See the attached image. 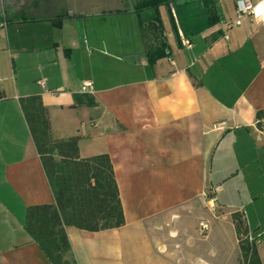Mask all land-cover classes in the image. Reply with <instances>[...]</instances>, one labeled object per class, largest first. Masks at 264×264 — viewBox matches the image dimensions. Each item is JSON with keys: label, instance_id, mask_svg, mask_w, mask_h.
<instances>
[{"label": "crops", "instance_id": "1", "mask_svg": "<svg viewBox=\"0 0 264 264\" xmlns=\"http://www.w3.org/2000/svg\"><path fill=\"white\" fill-rule=\"evenodd\" d=\"M249 1L238 18L235 0H0V264H50L24 230L54 202L32 95L55 139L112 164L125 224L67 227L76 264H236V212L264 264V0Z\"/></svg>", "mask_w": 264, "mask_h": 264}, {"label": "trees", "instance_id": "2", "mask_svg": "<svg viewBox=\"0 0 264 264\" xmlns=\"http://www.w3.org/2000/svg\"><path fill=\"white\" fill-rule=\"evenodd\" d=\"M147 53L150 62L165 55L161 48L149 46ZM19 106L54 201L28 207L24 230L50 264H76L67 227L99 232L125 224L112 164L107 155L81 158L78 137L55 139L40 96L21 98ZM256 118L261 128L264 112H257ZM231 220L238 245L236 264H262L256 244L259 238L250 235L244 214L233 213Z\"/></svg>", "mask_w": 264, "mask_h": 264}, {"label": "built area", "instance_id": "3", "mask_svg": "<svg viewBox=\"0 0 264 264\" xmlns=\"http://www.w3.org/2000/svg\"><path fill=\"white\" fill-rule=\"evenodd\" d=\"M236 1V7H237V14H238V18H241L242 15L246 14V13H251V11L253 10V6L251 4V2L249 0H235ZM182 39V45L186 48V49H190L191 48V44L189 43L188 40L181 38ZM38 85L41 86V88H45V81L44 80H39ZM85 87H87L88 85L85 84ZM224 123H221L219 126H223ZM200 229L202 232H207L208 231V225L206 223H201L200 224Z\"/></svg>", "mask_w": 264, "mask_h": 264}, {"label": "rangeland", "instance_id": "4", "mask_svg": "<svg viewBox=\"0 0 264 264\" xmlns=\"http://www.w3.org/2000/svg\"><path fill=\"white\" fill-rule=\"evenodd\" d=\"M207 198H208V200H210L209 194L207 195ZM205 209L208 210V211H210V209H212L211 208V205L210 206L209 205L208 206H205ZM212 212H214V211H212ZM201 223H206L208 225V231H209V228H210V224H209V221L207 219H205V218H201L198 221V226H197L198 227V231L200 232L201 236H205L208 233V231L206 233L201 231V229H200V224Z\"/></svg>", "mask_w": 264, "mask_h": 264}, {"label": "water", "instance_id": "5", "mask_svg": "<svg viewBox=\"0 0 264 264\" xmlns=\"http://www.w3.org/2000/svg\"><path fill=\"white\" fill-rule=\"evenodd\" d=\"M60 24V21L53 22V25Z\"/></svg>", "mask_w": 264, "mask_h": 264}]
</instances>
